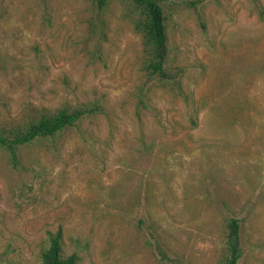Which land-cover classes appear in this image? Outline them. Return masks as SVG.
<instances>
[{"label":"rangeland","instance_id":"1","mask_svg":"<svg viewBox=\"0 0 264 264\" xmlns=\"http://www.w3.org/2000/svg\"><path fill=\"white\" fill-rule=\"evenodd\" d=\"M160 2L194 129L195 108L147 84L119 4L100 24L85 0H0V128L61 103L100 100L113 113L69 132L56 153L21 149L17 170L0 154V264H39L58 228L79 264H161L151 229L179 264H221L231 212L239 264H264V1Z\"/></svg>","mask_w":264,"mask_h":264},{"label":"trees","instance_id":"2","mask_svg":"<svg viewBox=\"0 0 264 264\" xmlns=\"http://www.w3.org/2000/svg\"><path fill=\"white\" fill-rule=\"evenodd\" d=\"M100 24H104V13L114 4H119L122 17L131 25L133 32L139 36L143 48V68L147 84L156 82L168 88L172 94L187 106L195 108L190 116L192 129L197 126V107L192 92L183 89L181 76L184 70L176 67L169 70L170 55L167 32V16L160 0H85ZM259 2L264 0H250ZM135 106V118L140 128L144 126L143 116L150 109L147 91L139 90ZM113 113L100 100L77 105L61 103L56 107L41 106L33 108L18 122L0 128V154L11 168L20 166V151L23 148L40 146L44 150L58 152L69 132L81 130L84 123L93 124L100 118L110 120ZM147 151L146 149H144ZM134 161V159H132ZM225 205V204H224ZM229 212H231L229 210ZM231 217L223 219V259L221 264H239L245 249L242 238V221L233 212ZM152 224H154L152 222ZM155 243L161 264H179L170 259L158 242L155 229L148 232ZM45 245L39 254V264H79L77 253L64 254V233L62 228L46 233Z\"/></svg>","mask_w":264,"mask_h":264}]
</instances>
